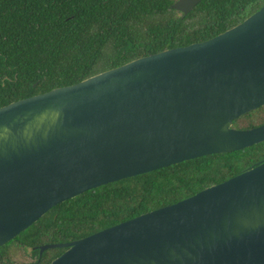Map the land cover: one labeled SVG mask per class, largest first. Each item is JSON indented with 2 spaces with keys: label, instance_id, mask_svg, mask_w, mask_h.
I'll use <instances>...</instances> for the list:
<instances>
[{
  "label": "water",
  "instance_id": "95a60500",
  "mask_svg": "<svg viewBox=\"0 0 264 264\" xmlns=\"http://www.w3.org/2000/svg\"><path fill=\"white\" fill-rule=\"evenodd\" d=\"M201 0H176L184 14ZM264 3L208 39L0 106V247L82 192L264 141ZM49 264H264V160L92 234Z\"/></svg>",
  "mask_w": 264,
  "mask_h": 264
},
{
  "label": "trees",
  "instance_id": "16d2710c",
  "mask_svg": "<svg viewBox=\"0 0 264 264\" xmlns=\"http://www.w3.org/2000/svg\"><path fill=\"white\" fill-rule=\"evenodd\" d=\"M0 0V106L164 49L208 39L241 22L264 0ZM264 122V105L233 121ZM264 141L210 153L108 182L54 205L0 247V264H49L71 241L172 204L259 163ZM31 248L35 258L20 257Z\"/></svg>",
  "mask_w": 264,
  "mask_h": 264
},
{
  "label": "rangeland",
  "instance_id": "374dc122",
  "mask_svg": "<svg viewBox=\"0 0 264 264\" xmlns=\"http://www.w3.org/2000/svg\"><path fill=\"white\" fill-rule=\"evenodd\" d=\"M21 256L22 257H20L19 260L22 261V263H24L27 260L29 261L35 258V255L32 254L31 248H26Z\"/></svg>",
  "mask_w": 264,
  "mask_h": 264
},
{
  "label": "flooded vegetation",
  "instance_id": "af4514ba",
  "mask_svg": "<svg viewBox=\"0 0 264 264\" xmlns=\"http://www.w3.org/2000/svg\"><path fill=\"white\" fill-rule=\"evenodd\" d=\"M263 123H264V122H263ZM261 124H262V123H261ZM257 125H259V124H257ZM253 126H256V125H253ZM250 127H251V126H250ZM239 128H241V127H239ZM245 128H247V127H245ZM263 160H264V158H263L261 161H263ZM261 161H260V162H261ZM260 162H259V163H260ZM257 164H258V163H257ZM255 165H256V164H255ZM253 166H254V165H253ZM253 166H251V167H253Z\"/></svg>",
  "mask_w": 264,
  "mask_h": 264
}]
</instances>
